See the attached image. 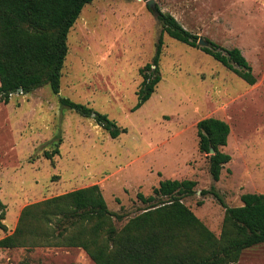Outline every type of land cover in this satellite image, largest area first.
I'll return each instance as SVG.
<instances>
[{
	"label": "rangeland",
	"instance_id": "374dc122",
	"mask_svg": "<svg viewBox=\"0 0 264 264\" xmlns=\"http://www.w3.org/2000/svg\"><path fill=\"white\" fill-rule=\"evenodd\" d=\"M156 7L199 38L241 48L256 83L164 33L161 80L134 110L140 69L153 62L162 32ZM68 44L59 94L46 84L0 101V239L14 231L25 205L92 184L124 215L114 219L121 228L145 208L139 193L152 194L163 179H195L196 193L183 201L217 237L226 207L202 189L214 185L229 207L242 205L243 193H264V0H94ZM60 96L106 113L127 131L112 137ZM211 116L231 126L222 149L232 158L218 181L199 150L197 123ZM55 148L53 159L45 156ZM0 264L96 263L82 248L60 245L0 248ZM237 264H264V243L246 249Z\"/></svg>",
	"mask_w": 264,
	"mask_h": 264
},
{
	"label": "trees",
	"instance_id": "16d2710c",
	"mask_svg": "<svg viewBox=\"0 0 264 264\" xmlns=\"http://www.w3.org/2000/svg\"><path fill=\"white\" fill-rule=\"evenodd\" d=\"M94 0H0V101L29 93L48 84L60 93L62 70L69 52L68 35L85 5ZM162 25L153 62L141 69L143 80L134 110L152 96L161 80L159 70L163 34L198 47L235 72L249 84L257 81L253 67L239 47L225 48L212 41L199 44V36L171 13L156 7ZM60 102L79 114L93 117L112 137L126 132L116 121L87 104L60 96ZM199 150L209 156V171L218 181L231 154L222 148L231 133L229 122L206 117L197 123ZM214 149L213 154L210 153ZM59 150H46L53 159ZM195 179H163L146 196L142 212L121 228L114 219L124 215L112 211L99 184L80 187L23 207L16 228L0 239V248L69 246L80 247L96 264H237L243 252L264 243V193L246 192L243 204L229 207L213 185L202 189L226 207L220 237L183 201L196 193ZM200 204L203 200L199 201ZM0 206L4 205L0 202ZM5 212L0 213V224Z\"/></svg>",
	"mask_w": 264,
	"mask_h": 264
},
{
	"label": "water",
	"instance_id": "95a60500",
	"mask_svg": "<svg viewBox=\"0 0 264 264\" xmlns=\"http://www.w3.org/2000/svg\"><path fill=\"white\" fill-rule=\"evenodd\" d=\"M148 4L150 6H154V0H148ZM155 11H156V8H155ZM198 42L200 45H208V41L206 39H203V38H200ZM18 91L22 92V89L19 88ZM214 152H215V150L212 148L210 153L213 154Z\"/></svg>",
	"mask_w": 264,
	"mask_h": 264
}]
</instances>
